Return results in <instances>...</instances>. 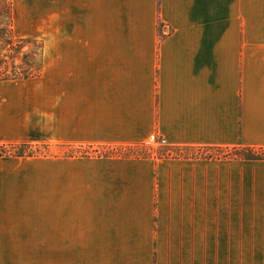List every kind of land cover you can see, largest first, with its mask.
<instances>
[{"label": "crops", "instance_id": "crops-1", "mask_svg": "<svg viewBox=\"0 0 264 264\" xmlns=\"http://www.w3.org/2000/svg\"><path fill=\"white\" fill-rule=\"evenodd\" d=\"M13 2L21 37L45 23L44 72L0 83V146L133 147L157 134L264 148V24L260 13L248 25L246 0ZM21 172L0 179L29 181ZM47 195L62 197L69 246L48 264H214L199 251L213 242L214 199L238 197L245 214L255 198L257 212L264 161L51 156Z\"/></svg>", "mask_w": 264, "mask_h": 264}, {"label": "rangeland", "instance_id": "rangeland-1", "mask_svg": "<svg viewBox=\"0 0 264 264\" xmlns=\"http://www.w3.org/2000/svg\"><path fill=\"white\" fill-rule=\"evenodd\" d=\"M45 10V4H39V15L40 12L44 13V18ZM246 12L248 25H251V28L260 13L264 24V0H246ZM3 28L0 15V30ZM34 29L35 32L39 29L37 37L40 38L21 37L15 31L14 22L12 38L14 45H19L20 49L11 50L0 43V72L9 76L15 75L16 72L35 73L40 67V56L43 51L42 73L27 80L37 79L43 75L45 23L39 21ZM2 146L4 148L0 147V169L19 168L22 170L19 176L29 178V181L16 178L0 179V259H24L17 262L25 264H48L50 254L69 251V246H64L62 243V197L47 195V159L51 156L81 154L99 157H155L223 162L247 161L243 160V157L250 154L247 149L234 147L229 149L173 146L156 148L145 144L133 146L134 148L109 146L85 149L52 148L47 144ZM254 152L264 159V148L254 147L251 153ZM15 153H21L22 156L18 157ZM16 158H21L22 161ZM17 175L5 174L11 177ZM250 199L248 198V212L245 214L240 211L242 204L238 197L214 199L213 242L209 245L199 244L200 252L208 251L214 255V264H264L263 198L257 201V212L255 198Z\"/></svg>", "mask_w": 264, "mask_h": 264}, {"label": "trees", "instance_id": "trees-1", "mask_svg": "<svg viewBox=\"0 0 264 264\" xmlns=\"http://www.w3.org/2000/svg\"><path fill=\"white\" fill-rule=\"evenodd\" d=\"M0 15L2 17V21H3V25L4 28L0 30V43H3L6 47L11 48V50L14 49H20L19 45H14L13 42V24H14V19H13V2L12 0H0ZM20 44V43H19ZM21 46V45H20ZM41 48L43 49L42 45ZM42 54L43 51L41 52V58H40V67L36 70L35 73H27L26 74H18L16 72L15 75H5L2 72H0V83L1 82H8V81H16V80H27V79H31L34 77H38L40 76V74L42 73V69H43V59H42ZM5 63V62H4ZM14 146V145H12ZM25 146V145H24ZM27 146V144H26ZM1 149L4 148V146H0ZM191 148V147H188ZM234 148H244L247 149L248 151H250V154H247L246 156L243 157V160H247V161H258V160H264L260 157V155H257L256 152L251 153L253 151L254 148L251 147H246L243 145H238L237 147ZM225 149H229V148H225ZM18 157L22 156V154L20 153H15ZM128 158V157H125Z\"/></svg>", "mask_w": 264, "mask_h": 264}, {"label": "built area", "instance_id": "built-area-1", "mask_svg": "<svg viewBox=\"0 0 264 264\" xmlns=\"http://www.w3.org/2000/svg\"><path fill=\"white\" fill-rule=\"evenodd\" d=\"M146 146L156 147V148H167L169 146L168 142L159 135H152L149 140L144 143ZM131 148H134L130 146Z\"/></svg>", "mask_w": 264, "mask_h": 264}]
</instances>
